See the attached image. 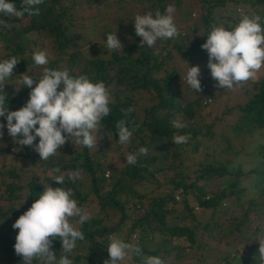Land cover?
Here are the masks:
<instances>
[{"label":"trees","instance_id":"trees-1","mask_svg":"<svg viewBox=\"0 0 264 264\" xmlns=\"http://www.w3.org/2000/svg\"><path fill=\"white\" fill-rule=\"evenodd\" d=\"M81 1L109 4L108 0ZM81 1L44 0L38 6V16L27 12L19 18L0 14V20L5 21L0 24V60L12 56L21 58L3 88L9 110L24 106L29 99L31 89L20 87L22 74L38 79L44 67L67 69L70 75L82 74L93 82L103 81L111 89L113 97L109 105L111 113L102 119L103 127L97 131L100 142L97 150L66 142L59 149L60 153L48 161L40 160L33 147L18 145L8 134L6 118L0 117V124L5 125L0 130L3 132L0 136V190L5 192L4 198L9 201L6 208L0 205V264H17L22 260L14 250L18 229H14L12 224L48 184L72 188L74 199L81 207L86 208L87 203L94 206L91 219L76 226L85 238L77 242L76 249L70 254L73 264H104L108 259L107 246L114 236L138 244L144 256H159L164 264H170L167 259L170 252L175 253L177 259L192 246L202 248L203 234L209 240L215 238L223 244L220 253L212 259L213 264L216 261L229 263L227 249L237 236L243 239L245 252L234 255L236 264H258L255 257L259 242L254 238L264 236V202L256 212V219L250 221L253 233L260 232L258 236L245 234L244 228L248 224L249 211L254 210L255 204L258 205L252 199L247 201V207L238 216L229 213L232 215L221 221L215 220V217L224 214L222 203L228 196H235L237 200L238 195L243 196L247 188L253 189L259 180L264 194V78L252 81L250 93L246 88L243 90L247 97L241 106H237L238 117L231 125H220L219 131L215 132L214 121H202L200 112L211 102L206 81L213 80L207 66V51L201 45L206 41L212 25H217L213 17L214 8L227 9L224 17L227 21L233 15L235 5L246 10L252 7L249 13L243 10L245 14H236L229 24L222 21V25L234 27L243 15H259L264 27V0H186L187 5L197 8L200 14L198 22L204 26L200 36H197L198 22L191 21L186 27L180 26L183 22L180 10L182 0H130L138 6L141 14L151 12L153 16L157 11L165 14L167 6H173L178 10V19L174 22L180 34L158 41L156 48H149L146 44L141 47V37L130 29L126 34L131 41H120L123 45L121 52L106 47L108 34L116 31L118 39L121 38L117 27L124 18L120 17L115 18L116 29L100 30L101 43L92 41L88 50L83 48L91 33L85 32L81 21L88 18L80 12ZM111 1L117 5L116 10L121 8L122 0ZM10 2L17 10L25 7L22 0ZM227 5H232L231 13ZM74 23L79 24L77 29ZM32 34L33 38L30 37ZM157 48L159 53L154 54ZM36 49L48 53L49 63L46 66L35 65L32 57ZM200 63L206 64L199 68L201 90L195 92L184 82L183 94H179L181 77L184 78L188 65L199 66ZM35 83L34 79L33 86ZM129 107L134 111L127 117V126L135 127L136 131L131 142L123 146L118 142L115 125L124 118L121 109ZM173 120L181 121L186 127L174 128ZM189 133L191 138L186 144L172 143L174 135ZM256 135L261 142L253 145L250 142ZM215 137L220 144L219 156L213 153L209 156L205 147ZM244 137L247 138L243 152L256 157V162L246 171L231 164L232 155L238 151L233 145L241 143ZM3 142L6 144L3 145ZM100 146L118 151L115 156L122 158L121 163L107 170L104 164L106 153ZM141 147L148 149L147 154L140 155L135 165H128L126 155L138 153ZM188 165L195 167L192 177L185 172ZM55 167H59L60 175L65 177L63 185L51 180L54 175L50 170ZM76 169L83 170L84 179L73 183L65 172ZM168 170L172 174L167 178L170 184L167 191L149 196L145 188L139 186L148 181L156 184L154 175ZM213 177H220L222 184L215 190L211 185ZM160 185L157 183L156 187ZM190 199L193 204L189 203ZM61 248V241L54 239L52 250L58 258ZM209 248L206 246L205 250ZM128 256L127 262L120 261L119 264H142L141 256L132 253Z\"/></svg>","mask_w":264,"mask_h":264},{"label":"clouds","instance_id":"clouds-1","mask_svg":"<svg viewBox=\"0 0 264 264\" xmlns=\"http://www.w3.org/2000/svg\"><path fill=\"white\" fill-rule=\"evenodd\" d=\"M22 3L25 5L23 10H17L10 0H0V14L19 18L27 12L38 16V6L44 0H22ZM173 13L174 7L169 5L165 14L157 11L155 16L148 12L134 17V30L141 37V47L146 44L149 48H156L158 41L172 39L180 34ZM261 19L259 15H243L234 27L212 25L201 48L207 51V66L218 87L232 90L237 85L243 86L249 80L257 79L258 73L264 68V27L261 26ZM3 23L5 21L0 20V24ZM106 47L121 52L123 45L116 31L107 35ZM158 53L157 48L154 54ZM32 58L37 66L49 63V55L45 51L34 52ZM20 59L12 56L0 60V117L6 118L7 131L13 140L18 145L33 147L42 161L55 157L66 142L96 150L97 131L103 127L101 121L111 113V89L103 81L93 82L86 75L74 76L67 69L44 67L38 79L22 74L20 87L28 86L31 89L29 99L24 106L9 110L3 88ZM199 75L198 66L188 65L184 80L195 92L201 90ZM133 111L131 107L122 108L124 118L115 125L121 145L129 144L136 131L135 127L127 126V117ZM172 126L176 129L186 127L179 120H173ZM4 127V124H0V130ZM37 138L38 142L34 143ZM190 138V133L176 134L172 143L186 144ZM147 151V148L141 147L138 153L127 154V164L135 165L138 157L146 155ZM52 171L60 173L61 170L55 167ZM82 172V169H76L68 174V179L73 183L83 180ZM51 180L59 185L65 183L64 175H54ZM73 218L79 225L91 219V213L74 199L73 189L52 187L49 184L44 186L39 197L12 224L14 229H18L14 250L22 258L23 264H32L33 261L36 264H73L70 254L76 249L77 242L85 238L84 233L72 222ZM54 239H59L62 244L59 258L52 250ZM254 239L259 242L255 258L258 264H264V236ZM107 252L108 259L104 264H119L129 253L141 256L142 264H164L159 256H144L138 244L125 242L115 236L110 239Z\"/></svg>","mask_w":264,"mask_h":264},{"label":"rangeland","instance_id":"rangeland-1","mask_svg":"<svg viewBox=\"0 0 264 264\" xmlns=\"http://www.w3.org/2000/svg\"><path fill=\"white\" fill-rule=\"evenodd\" d=\"M81 1V0H80ZM183 2H181V7L180 10L182 12V23L180 24V26L182 27H186L188 26V24L193 21V22H198V18L200 16L197 8H192L191 6L189 7L187 4L188 2H186V0H182ZM109 2V7H107L105 4H103L102 2L98 3L97 5L94 3H87L84 1H81V10L80 12H82L84 15L83 16H88V18H85L82 21L84 30L87 34H89V39L87 42V45H85L83 48L85 50H88L87 48H89L91 46V42L93 41L94 43H101L102 40L100 38V30H103L105 28H108L110 30H114L116 29V25L117 22L115 20V18L120 17V18H124L122 23H119V26L117 27L119 30V35L121 36V38L119 37V41H131V39L127 36L126 33H128L130 31V29L134 30V17L137 14H141L140 10L138 9V6H136V4L130 0H122V2L120 3L121 8H119L118 10H116L117 8L115 6H117L114 1L108 0ZM90 4V5H89ZM232 5H227V8L229 11V13H231V8ZM247 8L242 7L240 5H235L234 8L232 9V13L233 15H231L229 17V19H227V21H224V17H225V13H227V9L226 10H221L220 8H214V12H213V17L216 21V24L222 25V21L226 22V24H229L231 22V18L234 17L236 14L240 15L241 13L246 12L249 13L252 9L249 8L248 10H246ZM128 10V11H127ZM177 9L174 8V13H173V18L174 21H177L178 19V10L176 12ZM243 10H245L243 12ZM127 12V13H126ZM245 14V13H244ZM143 15V14H141ZM73 21H77V18H73ZM116 22V23H114ZM76 29L79 27L78 23H74ZM204 30V26H202L199 22H198V31H197V36H200L202 34ZM89 32V33H88ZM31 38L34 37V35H30ZM36 52L39 51V49L35 50ZM175 65V64H174ZM202 66H206V64L204 63L203 65L200 63V65L198 66L199 68H203ZM260 78H264V68H262L260 70V72L257 75V79L255 80H249L246 84H244V86H235L234 89L229 90V89H224L223 87H218L217 86V81L210 80L208 79V81H206V85L208 86V90H210V94H211V102L209 105L201 108L202 114H201V118L202 121H214V131L218 132L219 131V126L220 125H231L235 118L238 117L239 114V110L237 109V106H241L244 103L245 98L247 97L246 93L243 91L245 88L247 90H249L248 93H250L252 91V89L250 88V84L252 83V81H257ZM184 78L183 76L181 77V84H180V90H179V94H183L182 89H184L185 85H184ZM217 88V89H216ZM182 90V91H181ZM186 92V91H185ZM178 94V95H179ZM219 120V121H218ZM219 123V125H218ZM98 136V135H97ZM247 137H244L243 140H241V143H234L233 147L235 150H238L237 153H235V155H232V159H231V164L233 166H240L243 171H246V169H249L250 166H252L255 162H256V157L253 154H247L243 152V148H245V141H246ZM99 140V137H98ZM236 141V140H235ZM238 141V140H237ZM261 142V138H259L257 135L256 137H253V141L250 142L253 145H256L258 143ZM74 143V142H73ZM6 142H3V145H5ZM75 144V143H74ZM100 144L99 141H97V147L96 150L98 149V145ZM111 144V143H109ZM124 146V145H123ZM112 147V146H111ZM121 147V146H120ZM99 148H101L102 150L105 151L106 153V159L104 161L105 166L107 167V170H110L111 167H113L114 165L120 164L122 161V158L117 157L116 158V153L118 151H114L113 148H108L106 149V147H102L100 146ZM219 148H220V144L218 141V137H215L207 146V148L205 147V149H207V152H209V156H211V153H213V155H218L219 154ZM123 149V148H122ZM11 150V149H10ZM15 150V149H14ZM92 151H95V149H93ZM219 156V155H218ZM217 156V157H218ZM2 158H0V162H1ZM188 163V162H187ZM230 165V163L228 164V166ZM195 167L193 165H188V167L186 168V173L188 174L189 177H192V170ZM52 173V175H60V173H54L52 170H50ZM70 172H72V170H66V174H69ZM110 172V171H109ZM172 172L171 171H163V172H158L156 173L154 176V179H156L157 183H160L161 187H156L155 182H147V183H140L139 186L143 189L145 188V191L147 192V194L149 196L154 195V194H158V193H162L164 191H167L168 188H170V184L167 182V178L169 176H171ZM226 178H230V176H225ZM221 182V178L220 177H213L211 179V185L212 187L215 189H218L222 186ZM47 185V184H46ZM139 189V187H138ZM4 194L5 192L2 191V189L0 190V205L3 208H6L7 206H9V201L6 200L4 198ZM238 199H235V196H228V199L222 203V211H224V214H218L215 217V220L217 221H221L225 219H228L232 214L234 216H238L241 211L247 207L248 205V200L252 199L254 202H257L258 205L255 204V206L253 207L254 210L249 211L248 213V224H246L244 226V228L246 229L245 234H253L255 236H258L260 234V232H255L253 233V229H252V225L250 223V221L252 222V220L256 219L257 214L256 212L258 210H260V207L263 205L264 202V194L261 191V183L260 180L257 181L255 183V186L253 189L251 188H247L244 193L243 196L238 195L237 196ZM89 199V198H88ZM190 204H193L194 202L191 201V199L189 200ZM87 207L85 208L87 211H89L90 213H93V207L91 204L87 203L86 205ZM198 211V210H196ZM232 213V214H229ZM225 215V216H224ZM184 222L189 223V220L184 219ZM74 225L77 226L76 221H73ZM260 228L263 229V226H261L260 224ZM252 236V235H251ZM202 248H195L194 246L190 247L188 249V251H186V253L184 254V256H182L181 258H175V253H169L167 259L169 258L170 264H213L211 261L212 259H215L216 254H219L221 251V248L223 246V244L221 242H217L215 241L216 239L213 238L212 240H209L207 238V236L205 234L202 235ZM237 240V241H236ZM236 240L232 239L231 241V247L229 246V248L227 249L228 251V259L230 264H236L237 261L234 258V255L238 256L240 255V253L244 254V249H243V239L240 236H237ZM252 240V239H251ZM175 243V242H174ZM206 246L211 247L208 250L206 249ZM204 247V250H203ZM213 247V248H212ZM205 251V252H204ZM233 256V257H231ZM215 257V258H214ZM233 258V259H232ZM129 259V256H127L122 262H127ZM209 262V263H208ZM228 263V264H229ZM17 264H23L22 260L17 261ZM214 264H220V261H216Z\"/></svg>","mask_w":264,"mask_h":264},{"label":"built area","instance_id":"built-area-1","mask_svg":"<svg viewBox=\"0 0 264 264\" xmlns=\"http://www.w3.org/2000/svg\"><path fill=\"white\" fill-rule=\"evenodd\" d=\"M180 191V188L179 189H177V191H176V194L174 195V197L175 198H177L178 197V195H177V193Z\"/></svg>","mask_w":264,"mask_h":264}]
</instances>
